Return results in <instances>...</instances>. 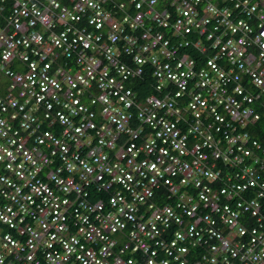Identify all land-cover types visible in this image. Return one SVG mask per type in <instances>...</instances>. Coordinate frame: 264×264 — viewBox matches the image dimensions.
Masks as SVG:
<instances>
[{"label": "built area", "instance_id": "2783aa9c", "mask_svg": "<svg viewBox=\"0 0 264 264\" xmlns=\"http://www.w3.org/2000/svg\"><path fill=\"white\" fill-rule=\"evenodd\" d=\"M0 264H264V0H0Z\"/></svg>", "mask_w": 264, "mask_h": 264}, {"label": "trees", "instance_id": "16d2710c", "mask_svg": "<svg viewBox=\"0 0 264 264\" xmlns=\"http://www.w3.org/2000/svg\"><path fill=\"white\" fill-rule=\"evenodd\" d=\"M261 113L260 119L247 128L251 132L254 139H257L264 147V110H259Z\"/></svg>", "mask_w": 264, "mask_h": 264}, {"label": "rangeland", "instance_id": "374dc122", "mask_svg": "<svg viewBox=\"0 0 264 264\" xmlns=\"http://www.w3.org/2000/svg\"><path fill=\"white\" fill-rule=\"evenodd\" d=\"M8 86V79L5 74L0 70V95H3Z\"/></svg>", "mask_w": 264, "mask_h": 264}]
</instances>
